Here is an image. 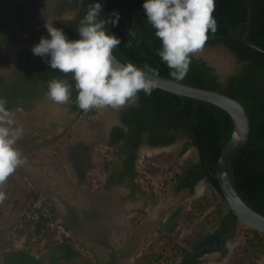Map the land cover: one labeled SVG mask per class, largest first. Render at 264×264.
<instances>
[{"label":"trees","instance_id":"16d2710c","mask_svg":"<svg viewBox=\"0 0 264 264\" xmlns=\"http://www.w3.org/2000/svg\"><path fill=\"white\" fill-rule=\"evenodd\" d=\"M45 1L47 0H33L26 5L28 8H41ZM55 1L63 2L69 9L76 10L72 19H63L58 23V29L63 30L69 40H78L76 29L89 5L97 3V0ZM145 2L146 0L107 1V32L121 41L113 50V56L121 63H132L141 69L147 65L155 70L152 74L220 92L240 102L249 118L250 135L245 146L229 160L228 174L241 200L250 209L264 216V0H214L212 15L217 22V30L215 33L209 31L203 48L222 46L241 64L239 72L229 77L225 83L218 80L212 67L192 55L184 79L177 80L169 75L171 70L157 54L162 48V42L147 22L143 9ZM25 10V6L14 0L1 3L0 54L15 41L24 21L32 19ZM113 13L119 14L115 26L111 23L116 20ZM13 21L17 28L10 32L9 27ZM130 30L136 33L135 38L129 36ZM244 38L251 46L246 44ZM128 41H131L130 47L126 46ZM18 59L20 72L16 78L9 83L0 78V99L6 101L7 110L18 106L30 111L32 103L41 94H47L48 82L61 79L67 80L72 86L69 110L78 118H91L96 114L95 109L84 113L78 108L75 104L78 93L72 74L51 69L47 63L50 57L35 56L31 49H27L19 52ZM232 130V119L223 110L157 88L152 91L151 96L140 91L135 104L120 113L119 124L113 127L109 136V150L100 149L105 152L103 162L91 170L89 175L95 180L97 188L121 184L126 179L131 184L129 196L134 197L138 192L143 196L144 207L131 210L127 217L132 227L146 216L168 189L192 195L197 183L204 180L210 193L209 197L205 195L193 200L188 212H182L181 207L175 208L159 225L156 233L166 229L169 237L179 219L183 218L190 223L195 221L196 225L186 241V248L173 247L167 263H162L159 252L150 251L143 257L141 264H202V258L210 253L225 256L226 243L236 239H239V243L228 264H256L264 255L262 234L239 225L236 217L227 210L216 183V164ZM177 140L185 142L178 157H182L188 148H192L194 157L182 159L170 166L163 180L156 187L151 186L150 181L144 180L146 175L150 176L149 171H138L136 168L139 149L143 145L150 148L165 147ZM36 141L32 138L19 142L18 149L21 153H27L38 146L35 145ZM143 183L148 184L147 191L143 190ZM90 191H95V188ZM35 200L38 207L30 206L24 214L17 217L12 233L4 241V264H57L59 261L68 264H76L78 261L83 264H98L94 253L81 246L77 240L72 237H62L60 241L57 239V226L68 231L67 224L63 221L56 223L57 210L43 193H37ZM206 206H212V211L207 214ZM71 212L70 210L69 213ZM199 212L202 214L199 215ZM92 217L96 218L97 214L89 213L84 216L85 219ZM69 219L72 223V213ZM50 222L56 223V226L50 227ZM34 248L38 251L31 254ZM143 251L146 252L144 247L141 252Z\"/></svg>","mask_w":264,"mask_h":264},{"label":"rangeland","instance_id":"374dc122","mask_svg":"<svg viewBox=\"0 0 264 264\" xmlns=\"http://www.w3.org/2000/svg\"><path fill=\"white\" fill-rule=\"evenodd\" d=\"M4 1L5 0H0V5L1 3H4ZM22 1L32 3L33 0ZM26 12L28 16L32 17V19L24 21L22 28L19 31V38L0 54V78L6 80V83L12 82L20 72L18 61L19 52L27 50L28 48H33L39 43L41 37L50 39V35L44 27L46 22L53 23V26L58 28V23L61 20L72 19L76 14V10L69 9L65 3L55 0H47L42 3L41 8H28ZM14 25L15 22L13 21L10 27L12 28ZM192 56L195 59L204 61L208 66L212 67L221 83H225L229 77L237 74L241 67V64L237 61L235 56L222 46L204 47ZM135 102L136 99L134 102L127 103L120 110H114L111 108L95 109L96 114L93 117L78 118L69 110V102L66 104H57L51 101L47 94H41L39 98L32 103L33 105L30 111L26 112L23 108L22 110L13 111L14 120L17 125L23 129V136L17 141L15 147L18 149L19 142H24L32 138L37 140L35 145L38 146L27 153H22V156L26 158V162L17 167V169L8 177L7 181L0 186V193L4 194V199L0 200V221L3 224H6L7 222L10 224L9 221L11 219L21 216L30 206L36 204L35 195L40 192L39 190L41 186L38 184L42 181L39 171L42 169L41 165H43L42 163L44 161H48L49 165L47 166L51 175H55V171L57 173L62 172L63 178L67 181L69 180V174L65 172L64 165L68 160L75 161L77 167L81 161H84V159L93 162L91 168L99 166L101 162H103V155L105 154V152L100 149L105 151L109 150V147H107L105 143L108 130L111 126L119 123L118 117L120 112L128 106L134 105ZM103 120L106 121H104V123L107 126H103L102 131L99 133L98 128L100 129V127H97V125ZM99 142L102 143L100 144ZM184 145L185 142L183 140H177L174 144L165 147L150 148L143 145L139 149L137 166L139 170L149 171L150 176L146 175L148 179L146 181H150L151 186L156 187L158 182L163 180L166 170L170 166L179 163L182 159L194 157V151L192 148H188L182 157H178L179 152ZM18 150L20 151V149ZM45 171L47 170L45 169ZM70 175L73 176V174ZM59 177L61 178V176ZM80 178L81 180L85 179L83 173H81ZM59 183L60 184L56 183L57 189L59 187V194L62 193L61 189L63 186H65V189H67L68 186L69 190L66 195H70L69 197L73 198V203L76 202V200L78 202L79 199L76 198V196L79 195V193L77 194L78 189L76 190L71 184L67 185L66 182ZM44 185L45 188L49 187L53 189V187L47 185V183ZM125 187H130V185H127L126 183H123L122 185H114L110 190ZM57 189L55 190L57 191ZM205 195L206 197H209L210 193L209 187L204 180L197 183L192 195L175 193L172 189H168L162 193L156 202V205L148 211L146 216L142 218L136 226L146 220L147 216L154 211V214L151 215L152 219L160 210V206H163L159 222L153 230L154 232H158V229L160 228L159 225L165 221L166 217L170 212L175 210V208L181 207L182 212H188L191 210L192 201ZM133 200L134 206L139 207L136 209H142L144 207V198L139 192ZM65 201L64 195L61 194L59 202H62L63 204L66 203ZM206 209L205 213L207 214L212 211V206H206ZM57 213L60 216L62 212L57 210ZM124 214H127V212ZM124 214H120L119 222L128 225L129 219H126V217H128L129 214H127L126 217H124ZM129 224L131 229L125 231L123 239H125L126 236H129L134 230L135 226L132 227L130 221ZM190 224L192 229H194L196 222L194 221ZM126 225L124 228H127ZM151 228L153 229L152 226ZM11 229L5 228L3 231H0L1 247L4 245V241L9 237L10 233H12L13 229ZM153 231L147 229L141 238L143 243L140 249H138L137 254L133 256L135 258L130 257L131 259L133 258V260L130 263H127V259L125 261L126 264H141L143 257L147 255L144 251L141 252L143 247L145 248V239H147ZM162 231L163 230L161 229L158 234H161ZM141 235L142 234H138V240ZM72 236V238L75 239L73 234ZM238 243L239 239H236L235 241L229 240L226 245L227 254L225 256L220 257L218 255V258L215 259V253H211L202 258V264H228V260L234 250L237 249ZM106 247L107 246L100 250L96 249L95 251L97 254L93 252L98 264H103L105 257H99V255L102 254L104 249H108V247ZM149 251H155V249H150ZM106 254L109 255L108 253ZM108 258H110V255ZM263 259L264 255L256 262V264H261ZM65 263L66 262L64 261L58 262V264ZM76 264L83 263L78 261Z\"/></svg>","mask_w":264,"mask_h":264},{"label":"clouds","instance_id":"9594fccd","mask_svg":"<svg viewBox=\"0 0 264 264\" xmlns=\"http://www.w3.org/2000/svg\"><path fill=\"white\" fill-rule=\"evenodd\" d=\"M214 8V0H146L143 4L147 22L162 42L157 54L167 64L171 70L169 75L174 79H184L190 56L203 48L209 31L216 32L217 22L212 15ZM100 11L99 3L89 5L76 29L78 40H69L63 30L46 22L44 27L50 39L41 37L31 49L35 56L50 57L47 63L51 69L72 74L78 93L75 104L84 113L93 109L120 110L127 103L134 102L140 91L151 96L156 87L152 80L146 78V73H155L154 69L147 65L141 69L115 59L113 50L121 41L108 34L106 25L109 21H97ZM113 15L116 20L111 23L115 26L119 14ZM135 35L133 30L129 31L130 37L135 38ZM126 46L130 47L131 41ZM71 93L72 86L67 80L52 79L48 82L47 96L54 103H68ZM5 105L6 101L0 99V186L26 162L15 147L23 136V129ZM137 163L138 159L136 166ZM3 199L4 194L0 193V200Z\"/></svg>","mask_w":264,"mask_h":264},{"label":"crops","instance_id":"0c3cea01","mask_svg":"<svg viewBox=\"0 0 264 264\" xmlns=\"http://www.w3.org/2000/svg\"><path fill=\"white\" fill-rule=\"evenodd\" d=\"M92 163L93 162L91 160L88 161V159H84V161L80 162L77 167L75 161L68 160L64 165L65 172L69 174V180L67 181L63 178L62 172L57 173L55 171L56 174L51 175L47 166L49 165V163L48 161H44L42 163L43 165H41L42 169L39 171V174L42 177V181L38 184L39 186H41L39 193H41L42 191V193L49 199L52 205H54L56 210L62 212L61 215H63H60L61 220H64L67 226L69 224L68 228L70 232L72 231L71 234L74 235L75 240H77L81 246L91 250L96 254L97 252L95 250L103 249V247H105L104 244L108 247V249H106L108 251L104 249L102 251V254L99 255V257H105L103 264H126L125 261L127 259V263H130L133 258H135L133 256L137 254L138 249H140L143 243V241H141V238L143 237L144 233L147 231V229H151L153 231L157 223L159 222V219L161 217L160 214L162 213L161 209L163 206H160V210L152 219L151 215L154 214V211L153 213H150L147 216V219L144 220L141 224L135 226L133 232H131L129 236H126V238L123 239L125 231L131 229V227L128 220V225L123 222L120 223L119 216L121 213L124 214L127 212V214H129L131 210L139 208L134 206L133 204V198L136 197V195L134 197H130V192L126 187L110 190V188L114 185H111L108 188L100 186L95 189V191L91 192L90 189L92 187L86 182H83V179L81 180L80 175L82 173V165L86 168H90L91 170H94L98 167L96 166L94 168H91ZM45 169L47 171H45ZM70 174H73V176ZM59 176H61V178ZM59 182H66L67 185L71 184V186L76 188V190L78 189L77 194L79 193V195H77L76 198L80 201L78 200L77 202V200L75 199L76 202L73 203V198H70V195H66L69 187L67 186V189H65V186H63V188L61 189V194L64 195L66 203L62 204V202H59V198H61V194H59V187L57 189V184H60ZM46 183L47 185L53 187V189L49 187L45 188L44 184ZM55 189H57V191ZM70 210L72 211L71 213L75 219H73L72 223H68V220L70 219L66 217L67 212ZM71 213L68 212V215H70ZM89 213H95L97 214V217L84 219L83 216ZM127 214H124V217H126ZM125 225L127 226V228H124ZM151 226L153 227V229L151 228ZM138 234H142L139 240ZM106 253L110 255V258H108L109 255H107ZM130 257L133 258L131 259ZM217 258L218 254L215 253V259ZM261 264H264V259L263 261H261Z\"/></svg>","mask_w":264,"mask_h":264},{"label":"water","instance_id":"95a60500","mask_svg":"<svg viewBox=\"0 0 264 264\" xmlns=\"http://www.w3.org/2000/svg\"><path fill=\"white\" fill-rule=\"evenodd\" d=\"M107 1L108 0H97V3L101 5V11L97 17V21H105V16L107 15ZM23 6H25L26 9L28 8L25 3ZM244 40L248 46H251L246 41V38H244ZM146 78L152 80L157 89L180 97H186L211 104L223 110L230 116L233 122V130L230 139L222 150L216 164V183L226 204L227 210L231 215L236 217L238 223L250 230L264 235V216L250 209L241 200L233 188L228 174L229 160L245 146L250 135V122L244 107L236 99L220 92L190 86L152 73H146ZM0 264H4V251L1 245Z\"/></svg>","mask_w":264,"mask_h":264},{"label":"built area","instance_id":"2783aa9c","mask_svg":"<svg viewBox=\"0 0 264 264\" xmlns=\"http://www.w3.org/2000/svg\"><path fill=\"white\" fill-rule=\"evenodd\" d=\"M138 171H142L139 170L138 166H136ZM87 183L88 185H90L92 188H97V185L95 184V180L93 178L90 177V175H88L86 177ZM144 180H148L147 177L144 178ZM149 189L148 184L145 183L143 190L147 191ZM35 207H38V202L36 201L35 205H32ZM30 208V207H29ZM28 208V209H29ZM27 209V210H28ZM26 212V211H25ZM24 212V213H25ZM23 213V214H24ZM202 212H199V215H201ZM17 218H13L11 219L9 222L10 224H8V222L6 224H3L0 221V231H3L5 228L7 229H11L15 226V220ZM61 220L59 214H58V218L56 219V223H59ZM56 223H48V225L50 227H55ZM69 229V228H68ZM57 239L60 241L62 239V237H73L70 230L66 231L64 227L62 226H57ZM192 234V227L190 222L185 221L183 218L178 220V224L175 228V230L173 231L171 236H167V230L163 229L161 234H158L156 232H152L147 239H145V249H146V254L148 252H150V249H155L157 252H159V254L162 255V263H167L169 261V257L170 254H172V248L173 247H183L186 248V241H188L189 237ZM167 236V237H166ZM264 238V235H262ZM32 241H34V239H32ZM43 248V246H41ZM41 250V248H39ZM37 248H34L31 251V254H36L37 252Z\"/></svg>","mask_w":264,"mask_h":264},{"label":"flooded vegetation","instance_id":"af4514ba","mask_svg":"<svg viewBox=\"0 0 264 264\" xmlns=\"http://www.w3.org/2000/svg\"><path fill=\"white\" fill-rule=\"evenodd\" d=\"M7 1H9V0H7ZM7 1L5 0L4 3H6ZM14 1H17V3L20 4V5H23L24 3H25V4L28 3V2H26V1H22V0H14ZM21 3H23V4H21ZM27 9H28V8H27ZM27 9H26L25 11H27ZM16 28H17V26H16V24H15L14 27H12V28L9 27V31L12 32V31L16 30ZM17 34H18V35H16V39H15L14 42H16V40L19 38V30H18ZM14 42H13V43H14ZM13 43H12V44H13ZM28 49H32V48H28ZM18 61H19V60H18ZM19 65H20V62H19ZM4 82L6 83V80H4ZM43 94H46V93H43ZM32 105H33V104H32ZM32 105H31V107H32ZM124 109H125V108H124ZM124 109H123V110H124ZM15 110H22V108H21V107L18 108V106H17V108L11 109L10 112H13V111H15ZM23 110H25V109H23ZM123 110H122V111H123ZM25 111L27 112V111H29V110H25ZM122 111H121V112H122ZM121 112H120V113H121ZM119 115H120V114H119ZM118 120H119V117H118ZM118 124H119V123H118ZM118 124H117V125H118ZM117 125L111 126L110 129L108 130V133H107L106 138H105V141H106L105 143H106V146H107V147H108L107 143H108V141H109V136H110L111 130L113 129V127H115V126H117ZM98 138H99V135H98ZM99 143L101 144L102 142H99ZM81 162H82V161H81ZM136 162H137V160H136ZM120 163H121V162H119V164H120ZM81 167H82V168H81V172H82V173L84 174V176H85V179L82 180V181L87 183L86 177L89 175L88 172H90L91 169H90V168H86V167H84L83 165H82ZM85 168H86V169H85ZM123 183H126L127 185H130V187H127V189H128L129 192H130L131 184L125 179L121 184H118V185H122ZM87 184H88V183H87ZM109 187H110V186H109ZM136 195H137V193H136ZM66 212H67V211H66ZM68 212H69V211H68ZM68 212H67V214H66V217L69 219ZM129 213H130V212H129ZM82 216H83V215H82ZM83 218H84V216H83ZM83 218H82V219H83ZM84 219H85V218H84ZM63 221H64V220H63ZM64 222H65V221H64ZM68 223H70L69 220H68ZM68 226H69V224H68ZM68 226H67V227H68ZM227 243H228V242H227ZM227 243H226V245H227ZM226 245H225V248H226ZM226 249H227V248H226ZM205 256H206V255H205ZM205 256H204V257H205ZM57 264H58V263H57Z\"/></svg>","mask_w":264,"mask_h":264},{"label":"bare ground","instance_id":"6f19581e","mask_svg":"<svg viewBox=\"0 0 264 264\" xmlns=\"http://www.w3.org/2000/svg\"><path fill=\"white\" fill-rule=\"evenodd\" d=\"M105 120H103L102 122L99 123V125H97V127H100V129L98 128V132L100 133L103 129V126L105 127V123H104ZM106 122V121H105ZM107 126V125H106ZM101 137V136H100ZM263 235V234H262Z\"/></svg>","mask_w":264,"mask_h":264}]
</instances>
